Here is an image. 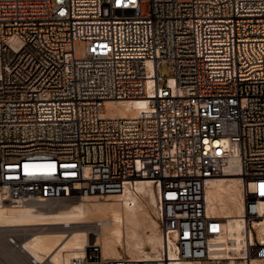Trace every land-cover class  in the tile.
Masks as SVG:
<instances>
[{
	"label": "built area",
	"instance_id": "obj_1",
	"mask_svg": "<svg viewBox=\"0 0 264 264\" xmlns=\"http://www.w3.org/2000/svg\"><path fill=\"white\" fill-rule=\"evenodd\" d=\"M82 43V54L75 45ZM167 62L171 76L162 78ZM146 98L134 116L105 102ZM238 172L245 245L213 244L226 217L206 188ZM150 179L158 257L83 264L264 261V0H0V204L119 193Z\"/></svg>",
	"mask_w": 264,
	"mask_h": 264
},
{
	"label": "bare ground",
	"instance_id": "obj_2",
	"mask_svg": "<svg viewBox=\"0 0 264 264\" xmlns=\"http://www.w3.org/2000/svg\"><path fill=\"white\" fill-rule=\"evenodd\" d=\"M146 105V98L106 101L104 115L134 116ZM237 174L226 172L212 179L206 188L207 212L226 217L225 233L213 244L223 249L219 253L226 257L240 256L245 245L242 181ZM42 200H28L20 205L0 204V227L37 226L29 235L9 240L31 258V263L83 264L80 259L85 255L91 236L100 245L102 259L129 255L136 261H149L166 248L153 216L156 193L150 179L126 183L119 193L85 195L59 205H49L46 204L49 200ZM258 210L264 212V200L259 201ZM84 223H92L93 228L83 227ZM54 225H61V229ZM262 233L264 220L258 229V235ZM173 248H168L169 264H196L190 259H177ZM251 264H264V261L253 257Z\"/></svg>",
	"mask_w": 264,
	"mask_h": 264
},
{
	"label": "rangeland",
	"instance_id": "obj_3",
	"mask_svg": "<svg viewBox=\"0 0 264 264\" xmlns=\"http://www.w3.org/2000/svg\"><path fill=\"white\" fill-rule=\"evenodd\" d=\"M75 52L78 54H82V43L81 42H79L77 45H75ZM159 73L163 79L170 77L171 76L170 65L167 62H162L159 65ZM71 201H73V200L66 201V202L69 203ZM62 202H65V200L47 201L46 204L59 205ZM153 216L156 219L154 212H153ZM87 224H88V226H86ZM82 225H83V227L93 228L92 223H86V225L84 223ZM54 226H56V228H58V229H61V225L60 226L54 225ZM36 227L37 226L18 227V228H14V229H11V228L9 229L6 227H0V264H34V263H31V258H29L28 255L25 254L24 252L19 251L17 246L14 245V243L11 241L13 240L12 238L19 239V237L22 238L24 236L29 235L30 234L29 232L32 230H35ZM14 232H16L17 234ZM9 240H11V241H9ZM90 240H91V242L93 241V236H91ZM122 253H121L122 255H127L126 252H122ZM127 256H129V255H127ZM41 264H50V263L45 261L44 263H41Z\"/></svg>",
	"mask_w": 264,
	"mask_h": 264
},
{
	"label": "snow or ice",
	"instance_id": "obj_4",
	"mask_svg": "<svg viewBox=\"0 0 264 264\" xmlns=\"http://www.w3.org/2000/svg\"><path fill=\"white\" fill-rule=\"evenodd\" d=\"M262 187H264V186H262Z\"/></svg>",
	"mask_w": 264,
	"mask_h": 264
}]
</instances>
